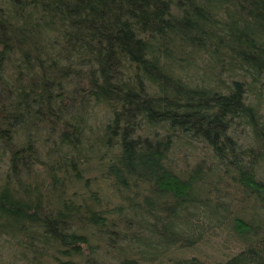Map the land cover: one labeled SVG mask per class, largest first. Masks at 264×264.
<instances>
[{
    "label": "trees",
    "instance_id": "1",
    "mask_svg": "<svg viewBox=\"0 0 264 264\" xmlns=\"http://www.w3.org/2000/svg\"><path fill=\"white\" fill-rule=\"evenodd\" d=\"M1 161L23 264H264V0H0Z\"/></svg>",
    "mask_w": 264,
    "mask_h": 264
},
{
    "label": "rangeland",
    "instance_id": "2",
    "mask_svg": "<svg viewBox=\"0 0 264 264\" xmlns=\"http://www.w3.org/2000/svg\"><path fill=\"white\" fill-rule=\"evenodd\" d=\"M5 160V159H4ZM5 162H0V177H2V175L4 174V166ZM199 252L204 253V254H209L213 253L211 251H208V249H206V246H202L199 248ZM221 254V253H218ZM190 256H195L196 254H192L189 255ZM205 258V263H206V257H202ZM19 253L18 251L14 250V246L12 245L11 241L7 240L6 238L1 237L0 238V264H23L21 260H19Z\"/></svg>",
    "mask_w": 264,
    "mask_h": 264
}]
</instances>
